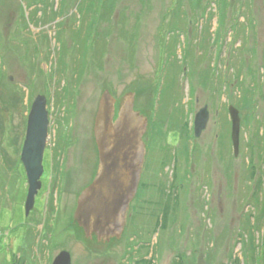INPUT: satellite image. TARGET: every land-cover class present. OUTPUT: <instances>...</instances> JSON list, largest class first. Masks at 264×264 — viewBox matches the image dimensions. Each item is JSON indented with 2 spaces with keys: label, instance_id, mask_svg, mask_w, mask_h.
<instances>
[{
  "label": "rangeland",
  "instance_id": "obj_1",
  "mask_svg": "<svg viewBox=\"0 0 264 264\" xmlns=\"http://www.w3.org/2000/svg\"><path fill=\"white\" fill-rule=\"evenodd\" d=\"M107 90L117 111L134 94L150 121L144 183L109 241L75 222ZM38 95L49 139L27 215L21 154ZM64 250L72 264H263L264 0H0V264H53Z\"/></svg>",
  "mask_w": 264,
  "mask_h": 264
},
{
  "label": "water",
  "instance_id": "obj_2",
  "mask_svg": "<svg viewBox=\"0 0 264 264\" xmlns=\"http://www.w3.org/2000/svg\"><path fill=\"white\" fill-rule=\"evenodd\" d=\"M134 94L117 111L116 100L105 91L95 121L99 166L92 183L81 193L75 222L86 236L109 241L120 237L131 203L138 194L146 157L143 136L148 119L134 110ZM232 121V142L238 156L241 144L240 110L229 106ZM210 113L203 107L195 117V136L207 128ZM50 113L46 95H38L32 103L21 161L28 179L26 212L30 215L36 197L43 188L44 157L49 139ZM53 264H72L69 251H62Z\"/></svg>",
  "mask_w": 264,
  "mask_h": 264
},
{
  "label": "trees",
  "instance_id": "obj_3",
  "mask_svg": "<svg viewBox=\"0 0 264 264\" xmlns=\"http://www.w3.org/2000/svg\"><path fill=\"white\" fill-rule=\"evenodd\" d=\"M113 4H114V2H113ZM208 76V75H207ZM156 122V121H155ZM154 122V123H155ZM185 135V133L183 134V136ZM57 151V150H56ZM190 152H191V148L189 147V145H188V149H186V153L189 155L190 154ZM58 153V152H57ZM59 154V153H58ZM170 158V157H169ZM170 161H171V159H170ZM177 163H178V161H177ZM164 166V165H163ZM24 167V166H23ZM174 168H178V165H176V166H173ZM25 169V168H24ZM178 171H179V169H178ZM177 171V172H178ZM176 172V177H175V179H177V177H178V173ZM161 198H162V196H161ZM263 258H264V256H263ZM263 258H261V259H263ZM143 261V259H140L139 261H137V262H142ZM178 264H180V263H178ZM238 264H241V261L239 260L238 261ZM263 264H264V260H263Z\"/></svg>",
  "mask_w": 264,
  "mask_h": 264
},
{
  "label": "flooded vegetation",
  "instance_id": "obj_4",
  "mask_svg": "<svg viewBox=\"0 0 264 264\" xmlns=\"http://www.w3.org/2000/svg\"><path fill=\"white\" fill-rule=\"evenodd\" d=\"M150 122V121H149ZM148 122V123H149ZM147 130H148V128H147ZM193 131L195 132V120H194V124H193ZM183 134V133H182ZM146 155H147V153H146ZM148 158V157H147ZM145 165L146 166H148L149 165V163H147L146 162V157H145V163H144V166H143V169L145 168ZM146 177V175H145V173H144V175L142 174V177H141V182L140 183H144V180H145V177ZM93 237H97V236H93ZM98 238V237H97Z\"/></svg>",
  "mask_w": 264,
  "mask_h": 264
},
{
  "label": "bare ground",
  "instance_id": "obj_5",
  "mask_svg": "<svg viewBox=\"0 0 264 264\" xmlns=\"http://www.w3.org/2000/svg\"><path fill=\"white\" fill-rule=\"evenodd\" d=\"M116 99V98H115ZM134 101H135V97H134ZM135 103V102H134Z\"/></svg>",
  "mask_w": 264,
  "mask_h": 264
}]
</instances>
